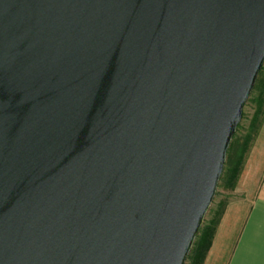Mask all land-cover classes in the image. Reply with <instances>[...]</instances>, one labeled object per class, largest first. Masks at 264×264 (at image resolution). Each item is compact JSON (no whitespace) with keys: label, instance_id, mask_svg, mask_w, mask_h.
I'll use <instances>...</instances> for the list:
<instances>
[{"label":"water","instance_id":"water-1","mask_svg":"<svg viewBox=\"0 0 264 264\" xmlns=\"http://www.w3.org/2000/svg\"><path fill=\"white\" fill-rule=\"evenodd\" d=\"M264 65V0H0V264H186Z\"/></svg>","mask_w":264,"mask_h":264},{"label":"crops","instance_id":"crops-1","mask_svg":"<svg viewBox=\"0 0 264 264\" xmlns=\"http://www.w3.org/2000/svg\"><path fill=\"white\" fill-rule=\"evenodd\" d=\"M203 264H264V115Z\"/></svg>","mask_w":264,"mask_h":264},{"label":"trees","instance_id":"trees-1","mask_svg":"<svg viewBox=\"0 0 264 264\" xmlns=\"http://www.w3.org/2000/svg\"><path fill=\"white\" fill-rule=\"evenodd\" d=\"M249 101L255 103L256 109L252 117L249 119V126L247 127L246 132L239 138L237 133L241 127L240 124L238 125L227 152V159H229L231 157L230 154L235 151L236 160L233 162V165L225 168L221 177V179L226 178V186L229 187V190L234 188L239 175L240 166H242L244 158L247 155L255 136L257 135L262 117L264 115V66L258 75L254 89L247 103ZM222 211H220L219 214L222 213ZM219 218L220 216L218 215L216 218L213 217L211 221L204 222L198 236L196 237L186 264H203L205 256L210 248Z\"/></svg>","mask_w":264,"mask_h":264},{"label":"rangeland","instance_id":"rangeland-1","mask_svg":"<svg viewBox=\"0 0 264 264\" xmlns=\"http://www.w3.org/2000/svg\"><path fill=\"white\" fill-rule=\"evenodd\" d=\"M255 109H256L255 103H253L252 101L251 102L249 101L244 106L243 116H242V120L240 122V127L241 128H240V130L237 133L238 138L241 137L246 132L247 127L249 126V119L254 114ZM230 155H231V157L229 159H227V157H226V163H225L224 170H225V168L230 167L231 165H233V162L236 160L235 151L233 153H231ZM246 156L244 158L242 166H240L239 173L242 170V167H243V164L245 162ZM225 180H226V178L225 179H221V181L219 182V185H218V188H217V192H216L213 204L210 207V210L207 213V216H206L204 222H209V221H211V219L213 217L216 218L218 215L220 216L221 213L219 214V212L222 211L225 203L231 197L230 194H229V191H231V190H229V187L226 186L227 181H225Z\"/></svg>","mask_w":264,"mask_h":264}]
</instances>
